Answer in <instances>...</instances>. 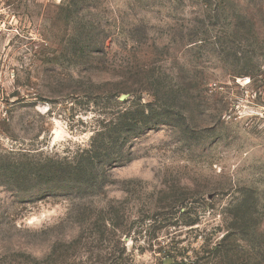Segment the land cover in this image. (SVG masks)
I'll list each match as a JSON object with an SVG mask.
<instances>
[{
  "label": "rangeland",
  "instance_id": "obj_1",
  "mask_svg": "<svg viewBox=\"0 0 264 264\" xmlns=\"http://www.w3.org/2000/svg\"><path fill=\"white\" fill-rule=\"evenodd\" d=\"M263 79L264 0H0V173H19L0 178V264L261 251ZM152 80L190 89L185 122L144 118ZM241 206L255 233L231 226Z\"/></svg>",
  "mask_w": 264,
  "mask_h": 264
},
{
  "label": "trees",
  "instance_id": "obj_2",
  "mask_svg": "<svg viewBox=\"0 0 264 264\" xmlns=\"http://www.w3.org/2000/svg\"><path fill=\"white\" fill-rule=\"evenodd\" d=\"M142 84L141 81H135V82H131L129 83L128 81H124L122 82V86H124L123 88H125L124 90H126L128 93H133L138 89V85ZM151 86H153L156 91L155 94L160 95L159 98V103L157 104V106L155 107H160V109L156 108V109H151V113H147L146 116H144V118L149 117L148 115H158L159 111L162 109H168L169 114L174 115L180 119H182V122L186 121V114H187V110H188V103L187 100L189 99V95H190V89L189 88H175L171 85L165 86L163 85V82L160 80H152L150 83ZM191 99V97H190ZM112 126V125H111ZM113 126L116 127L118 126V124L113 123ZM112 126V127H113ZM114 127L112 129H114ZM111 129V128H110ZM116 129V128H115ZM112 139V137L108 136V130H99L95 133V136L93 137V142L94 143L96 140H98L99 145H101V147L106 146V140H110ZM91 151V150H90ZM90 151H82L81 153V159H79L80 163L77 164L78 168H76L77 176L78 177H84L87 174L90 173H86L88 171V167H85L86 164H90L92 166L91 160L92 157L89 156L90 155ZM89 156V157H88ZM87 157V158H86ZM105 158L108 156H104ZM121 159V155L119 157H117V159ZM118 159V160H119ZM107 160V159H105ZM8 166L4 165V170L6 171V173H0V178L1 179H6L10 182H16V180L19 177V173H7ZM41 175H51L50 173H40ZM60 175H65L68 173H57ZM242 209L243 206L241 207H235L234 208V214H231V220L233 224H231V226H237V229H240L239 231H241L242 233L246 232V230L248 229L250 232H254V229L249 228V225H247L246 223V219L247 217H249L251 215L252 212H250L251 210H248V214H246ZM248 219V218H247ZM230 230V229H229ZM231 231H229L227 233V235L224 237V239H227L229 233ZM223 239V240H224ZM221 245V244H220ZM219 245V246H220ZM219 246H214V248L212 249V251L218 252L219 251V255L221 257H219L220 259H222L225 264H264V241L261 244V251H259V249H257V251L254 250L250 252L249 255H244V256H239L237 254L231 253L230 251H228V249L223 248L221 249V247ZM253 253V255H252Z\"/></svg>",
  "mask_w": 264,
  "mask_h": 264
},
{
  "label": "built area",
  "instance_id": "obj_3",
  "mask_svg": "<svg viewBox=\"0 0 264 264\" xmlns=\"http://www.w3.org/2000/svg\"><path fill=\"white\" fill-rule=\"evenodd\" d=\"M260 93L262 94V96H264V79L261 85Z\"/></svg>",
  "mask_w": 264,
  "mask_h": 264
}]
</instances>
